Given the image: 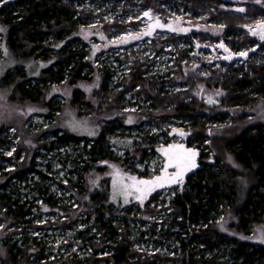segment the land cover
Segmentation results:
<instances>
[{"label": "trees", "instance_id": "obj_1", "mask_svg": "<svg viewBox=\"0 0 264 264\" xmlns=\"http://www.w3.org/2000/svg\"><path fill=\"white\" fill-rule=\"evenodd\" d=\"M83 1L0 2V36L10 50L20 59L47 62L33 84L28 71L15 66L5 73L3 86H13L17 101L50 108L51 84L75 86L71 101L81 102L85 93L77 83L93 81V102L87 101L86 109L102 114L93 139L85 142L58 125L48 126L49 115H41L44 128H0V264H264V245L221 231L217 222L229 208L238 232L248 234L264 221V122L211 110L195 94L199 85L224 89L219 102L229 107L264 99V41L246 29L264 18V7L254 0H117L130 16L114 21L116 36L154 14L156 24L176 15L216 21L224 33L175 34L156 26L90 62L88 45L73 35L94 11L93 0L88 7ZM217 41H231L233 55L251 52L243 59L211 58L215 51L208 43ZM198 51L205 56L195 59ZM194 63L205 71L186 74ZM174 126L185 132L188 146L210 141L218 151L207 153L209 161L187 176L183 189L154 191L144 202L127 204L93 191L90 174L105 173L108 161L140 177L156 174L160 160L151 168L148 157H164L161 146L168 147L181 131ZM243 176L249 185L242 201L237 185Z\"/></svg>", "mask_w": 264, "mask_h": 264}, {"label": "rangeland", "instance_id": "obj_2", "mask_svg": "<svg viewBox=\"0 0 264 264\" xmlns=\"http://www.w3.org/2000/svg\"><path fill=\"white\" fill-rule=\"evenodd\" d=\"M233 1L236 2L237 0ZM91 3L92 1L85 0L83 1V5L81 6L88 7L91 5ZM253 3L259 4L264 7L263 0H254ZM93 5L95 6L93 8V14L90 16L85 15L84 18H87V20H85L86 24L81 25L73 34L78 35L81 40L88 45V59L90 60V62H93L95 57L102 50L108 49L112 46H118L126 42H133L138 39L137 37L140 38L141 36H143L147 30H153L154 28H156V26L167 32H172L175 34L204 32L216 36L224 33V28L221 25L216 24V21L204 23L200 18H197L194 21L191 18L184 17L182 15H176L167 19H160V23L156 24L157 19L156 15L154 14L152 19L142 20L140 25H136L137 27L134 26L131 32L116 36V34H113L112 27L114 21H120L124 17L130 16V13L124 7V1L93 0ZM261 24H264V18L257 21L253 25L246 26V29L248 30L250 35L257 38L260 42L264 40H261L258 35H253L252 32L260 31L259 26ZM226 43H228V46H226ZM211 44L213 45L215 51L214 54L211 55V58H215V56H221V59H227V56L230 54L231 56H233V58L243 59L247 58L249 53L251 52V50L249 51V49L243 51L240 50L236 51V53H234L233 55L231 41H226L225 45L224 43H221L219 41L208 43L209 46ZM221 44L223 45V47L220 46ZM217 49H220L221 52H216ZM254 49L255 48H253V50ZM241 52H246L247 56H240L239 53ZM202 55L204 54L198 51V54L197 52L194 53L193 57H196L195 59H197ZM15 66L25 68L30 74V78L32 79L28 83L33 84V80L42 77L41 74L44 68L47 66V62L42 60L41 58H18L6 44V39L3 34L2 36H0V128L9 127V130H17V126L21 129L22 126L24 127V129H26L27 127H30L31 129L44 128L46 125L44 127L40 126V123H42L41 121L45 119L41 115H49L50 117H47L49 122L48 126L51 123L54 126L58 125L60 130L62 131L66 130L68 132H73L80 136L79 140L81 142L93 139V135H90L89 133L96 132V129L98 128L97 122L102 114H99V112L97 111H95L93 114V110L86 109V106L90 105L87 101L90 100L93 102V91L96 88V83H93V81L84 83L83 81H80L77 83L76 86L82 88L85 93L84 101L81 102L71 101L73 98V90L74 88H76L75 86H72L68 83L51 84V86L46 91V99L51 100V107L49 108L46 104L44 105L39 101H17L14 97L13 86H3L2 79L5 73L10 71ZM199 68L200 64L194 63L191 68L185 69L184 72H186V74H195L198 72V70L200 72L205 71V69ZM195 94L198 97H203L208 102L209 106H211L209 108L211 110L227 112L229 117H235V119H238L240 116H242L243 119L246 120V122L250 123L264 122V99L259 101L255 106L229 107L219 102L222 96L226 94L224 89H220L217 87L210 88L206 85H199L195 91ZM77 104L82 106L81 108H83V111L79 110V108L76 106ZM230 123L231 122L228 121V123H224V125ZM74 126L77 130H73ZM172 129L177 130L178 127L174 126L172 127ZM178 130L181 131H178V134H173V139L168 144V147L161 146L162 149L160 152L164 155V157L157 153H152L151 155H149L147 162L152 168L155 167L156 160H160V170L157 171L156 174L149 177H140L137 174L125 170L117 162L108 161L107 165L105 164L104 167L105 173L95 174L92 172V174H90V187H92L93 191L106 192V196L108 197V199L118 204H127L137 200L136 196L139 195V193L132 186L133 181L129 179L130 177H135L137 181H153L156 177L165 178L162 181L164 186L155 187V190L150 191L146 195V197L143 198L142 202L146 201L154 191L165 190L173 186H177L178 188L183 189L186 184L187 176L191 172H194L196 168L202 167L205 161H209V159L206 158L207 153H209L208 156L212 157L216 153H218V151L217 149H214L215 146L210 141L205 142L202 147L188 146L184 140L185 132H182V129L180 128ZM51 134L52 133H49L46 136L50 137ZM62 149H65V147H63ZM188 150L196 153V166L194 167L195 169L192 168L191 170L184 172L182 182H169L167 178L171 177L177 171L173 162L171 166L167 167L165 172V166L169 165V156L186 152ZM166 152L168 153V155L165 154ZM230 160L233 161L231 158ZM238 184V195L243 201L247 194L249 181L245 176H243L239 178ZM125 198H127V203H125ZM234 220H236V217L234 216L233 209L229 208L226 213H220L217 218L220 230L240 238L253 237L254 239L248 240L255 244L264 245V243H259L255 239V237L264 234V221L256 224L252 228V231L246 234L238 232L232 227L231 224Z\"/></svg>", "mask_w": 264, "mask_h": 264}, {"label": "snow or ice", "instance_id": "obj_3", "mask_svg": "<svg viewBox=\"0 0 264 264\" xmlns=\"http://www.w3.org/2000/svg\"><path fill=\"white\" fill-rule=\"evenodd\" d=\"M0 2L3 3H7V0H0ZM238 11L243 12L244 9H238ZM145 16L150 15L149 12H145L144 13ZM162 26V25H160ZM260 31H253L252 34L253 35H258L260 37L261 40H264V24H261L259 26ZM175 30V29H173ZM0 31H3L2 28H0ZM150 34V33H148ZM139 38V37H137ZM221 47H223V45H220ZM240 56H247L246 52H241L239 53ZM227 58H231V57H227ZM131 122V121H129ZM73 130H77L76 127H73ZM90 135H94V132H90ZM9 155H11V153H8ZM166 155H168V153H165ZM195 156L196 153L192 152L191 150H188L186 152H182V153H178V154H174L169 156V165L165 166V172L168 166H171L174 162V165L177 169L176 173H174L171 177H168L167 179L169 180V182L171 183H180L182 182V178L184 175V172L191 170L192 168H194L195 165ZM129 179H131L133 181V187L136 189V191L139 193V195L136 196L137 200H140L141 202L143 201V198L146 197V195L150 192L155 190V187L159 186V187H163V183L162 181L165 179L164 177H156L155 180L153 181H147V180H140L137 181L135 177H130ZM127 198H125V203H127ZM241 239H254L253 237H241ZM256 241L259 243H264V234L259 235L258 237H255Z\"/></svg>", "mask_w": 264, "mask_h": 264}, {"label": "bare ground", "instance_id": "obj_4", "mask_svg": "<svg viewBox=\"0 0 264 264\" xmlns=\"http://www.w3.org/2000/svg\"><path fill=\"white\" fill-rule=\"evenodd\" d=\"M132 4H133V3H132ZM127 5H128V4H127ZM130 6H131V5H130ZM130 6H129V7H130ZM132 7H133V5H132ZM140 7H141V5H140ZM140 7H139V8H140ZM135 8H136V7H135ZM139 8H137V9H139ZM134 10H135V9H134ZM145 10H146V9H145ZM137 11H138V10H137ZM137 13H138V12H137ZM189 13H190V12H189ZM189 13H188V14H189ZM139 15H140V14H139ZM139 15H138V16H139ZM136 16H137V14H136ZM140 16H141V15H140ZM144 16H145V15H144ZM148 16H150V15H148ZM138 19H139V17L136 18V20H138ZM147 19H148V18H147ZM139 20H140V19H139ZM139 20H138V21H139ZM133 21H134V20H133ZM149 35L151 36V34H149ZM152 35H153V34H152ZM150 36H149V37H150ZM141 41H143V40H141ZM141 41H140V42H141ZM138 42H139V41H138ZM40 44H41V43H40ZM141 44H142V43H141ZM161 44H163V43H161ZM131 45H132V44H131ZM138 46H139V45H138ZM142 46H143V45H142ZM144 47H145V46H144ZM43 48H44V47H43ZM129 48H130V47H129ZM148 48H149V47H148ZM47 49H48V48H47ZM127 49H128V48H127ZM136 49H139V48L137 47ZM141 49H142V47H141ZM146 49H147V48H146ZM123 50H125V49H123ZM129 50H130V49H129ZM167 51H168V50H167ZM169 51H170V50H169ZM123 52H125V51H123ZM144 52H145V51H144ZM170 52H171V51H170ZM172 52H173V51H172ZM125 54H126V53H125ZM143 54H144V53H143ZM146 54H147V53H146ZM161 54H162V53H160V55H161ZM173 55H174V54H173ZM98 56H99V55H98ZM145 56H146V55H145ZM100 57H101V56H100ZM100 57H99V58H100ZM151 57H152V56H151ZM154 57H155V56H154ZM172 57H174V56H172ZM175 57L177 58L176 55H175ZM97 58H98V57H97ZM142 59H143V57L141 58V60H142ZM151 59H152V58H150V60H151ZM153 59H154V58H153ZM172 59H173V58H172ZM143 60H144V59H143ZM147 60H148V59H147ZM97 61H98V60H97ZM160 61H161V60H160ZM156 62H158V61H156ZM174 62H175V61H174ZM151 63H152V62H151ZM172 63H173V61H172ZM155 64H158V63H155ZM162 64H163V63H162ZM145 65H146V64H145ZM145 65H144V66H145ZM149 65H150V64H149ZM158 65H159V64H158ZM176 66H177V65H176ZM173 67H174V66H173ZM163 69H164V68H163ZM171 69H172V68H171ZM164 71H165V70H164ZM159 72H160V71H159ZM168 72H169V71H168ZM26 74H27V73H26ZM28 74H29V73H28ZM24 76H26V75H24ZM174 77H175V76H174ZM26 78H28V76H26ZM109 81H110V80H109ZM26 82H27V81H26ZM179 85H180V84H179ZM177 86H178V85H177ZM181 86H182V85H181ZM172 90H173V89H172ZM178 90H179V89H178ZM169 91H170V90H169ZM171 92H172V91H171ZM143 122H144V121H143ZM116 123H117V122H116ZM146 123H147V122H146ZM148 123H149V122H148ZM117 125H118V124H117ZM128 125H129V124H128ZM133 125H134V123H133ZM139 127H140V126H139ZM142 127H144V125H143ZM123 129H124V128H123ZM115 131H116V130H115ZM113 145H114V143H113ZM117 147H118V146H117ZM118 148H119V147H118ZM128 151H130V150L128 149ZM129 153H131V152H129ZM132 154H133V153H132ZM132 154H130V155H132ZM134 156H135V155H134ZM136 156H137V155H136ZM148 172H149V171H148ZM151 172H152V171H151ZM148 174H149V173H148ZM52 178H53V177H52ZM37 181H38V180H37ZM56 181H58V180L56 179ZM62 183H64V182H62ZM60 184H61V182H60ZM65 184H66V183H65ZM38 185H39V184H38ZM238 185H239V184H238ZM238 185H237V186H238ZM32 186H33V185H32ZM238 187H239V186H238ZM244 187H245V186H244ZM237 189H238V188H237ZM243 189H245V188H243ZM35 190H36V189H35ZM238 190H239V189H238ZM238 190H237V192H238ZM29 192H30V191H29ZM33 192H34V190H33ZM36 192H37V191H36ZM26 193H27V192H26ZM30 193H31V192H30ZM236 194H237V193H236ZM26 200H27V199H26ZM21 201H22V200H21ZM23 201H24V200H23ZM15 204H16V203H15ZM13 205H14V204H13ZM5 207H6V206H5ZM13 207H14V206H13ZM18 209H19V208H18ZM0 216H1V215H0ZM51 222H52V221H51ZM38 224H39V223H38ZM38 224H37V226H38ZM146 237H147V236H146ZM146 237H145V238H146ZM145 238H144V239H145ZM153 238H154V237H153ZM102 254H103V253H102ZM99 259H100V258H98L97 260H99ZM101 262H102V261H101ZM101 262H100V263H101Z\"/></svg>", "mask_w": 264, "mask_h": 264}, {"label": "built area", "instance_id": "obj_5", "mask_svg": "<svg viewBox=\"0 0 264 264\" xmlns=\"http://www.w3.org/2000/svg\"><path fill=\"white\" fill-rule=\"evenodd\" d=\"M152 168V167H151Z\"/></svg>", "mask_w": 264, "mask_h": 264}, {"label": "water", "instance_id": "obj_6", "mask_svg": "<svg viewBox=\"0 0 264 264\" xmlns=\"http://www.w3.org/2000/svg\"><path fill=\"white\" fill-rule=\"evenodd\" d=\"M148 17V16H147Z\"/></svg>", "mask_w": 264, "mask_h": 264}]
</instances>
